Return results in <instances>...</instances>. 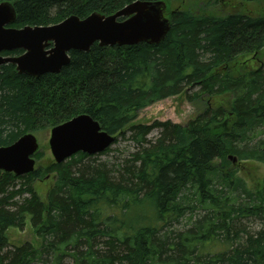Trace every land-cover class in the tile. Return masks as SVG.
<instances>
[{
	"label": "trees",
	"instance_id": "16d2710c",
	"mask_svg": "<svg viewBox=\"0 0 264 264\" xmlns=\"http://www.w3.org/2000/svg\"><path fill=\"white\" fill-rule=\"evenodd\" d=\"M136 1L167 5L170 29L159 44H94L88 53L70 52L58 74L39 78L0 68V147L82 114L108 135L128 130L140 147L119 170L78 153L22 177L0 172V264H264V192L248 189L228 160L264 166V0H237L250 11L227 14L218 0L0 3L12 4L11 27L21 29L108 16ZM244 56L257 65L239 66ZM176 96L203 99L205 109L185 126L133 124L138 111ZM154 129L159 138L145 148ZM46 179L40 197L33 186ZM25 192L30 199L13 201ZM185 217L186 229L175 230ZM27 218L40 247H10L6 231ZM248 218L260 222L251 235L240 227Z\"/></svg>",
	"mask_w": 264,
	"mask_h": 264
},
{
	"label": "water",
	"instance_id": "95a60500",
	"mask_svg": "<svg viewBox=\"0 0 264 264\" xmlns=\"http://www.w3.org/2000/svg\"><path fill=\"white\" fill-rule=\"evenodd\" d=\"M164 10L162 2L137 1L111 16L92 13L85 19L70 16L49 27L14 29L8 27L15 20L13 7L7 2L0 3V53L23 52L12 58L0 56V67L10 63L18 75L39 78L58 74L69 63V52L87 53L94 44L99 47L157 45L170 29ZM113 141L96 121L82 114L53 127L48 144L52 157L60 164L76 153L88 156L103 153ZM37 149L36 139L30 133L8 147H0V171L17 177L33 172V155ZM232 161L236 163L235 159Z\"/></svg>",
	"mask_w": 264,
	"mask_h": 264
},
{
	"label": "rangeland",
	"instance_id": "374dc122",
	"mask_svg": "<svg viewBox=\"0 0 264 264\" xmlns=\"http://www.w3.org/2000/svg\"><path fill=\"white\" fill-rule=\"evenodd\" d=\"M178 1L183 2L184 0H175L173 1V5L177 6ZM193 1V0H192ZM201 1L203 0H194ZM219 1V0H218ZM187 2V1H186ZM222 3L224 5H222ZM200 4V3H199ZM235 7L237 11H241V9H245L250 11V8L246 6L245 8L239 5L237 0H220V3L217 6V10L220 13L227 14L228 12H232ZM264 7V6H262ZM258 11L260 10V6H258ZM258 58L252 56H244L239 60V64L241 63V67H246L253 69L257 65ZM189 92V90H188ZM195 92V90L191 91V93ZM224 101V100H222ZM215 102L217 100H210V107L215 108ZM225 102V101H224ZM228 104V102H227ZM205 109V100L201 99V101L197 102H189L184 98V96H176L164 99L159 101L151 106L138 111L135 114L133 124L138 125H147L151 126L153 123H163L169 122L171 124H178L181 126H185L188 122L193 120L198 114H200ZM160 129H154L151 133L146 137L145 148H148L155 142L157 138H159ZM36 137L39 144V151L41 153L42 158L39 161H36L37 165H42L44 162L48 161V164H54V160L50 154L48 147V139H49V130L41 131L33 133ZM125 136L120 138L116 136V140L114 144L108 149V152L104 155H94L90 156L92 163L101 164L106 166L109 169L119 170L121 165H125L127 161L131 159V156L139 151V146H136L131 136L132 134L125 130ZM138 147V148H137ZM86 162V161H85ZM236 163L234 165H238ZM241 166V168H240ZM240 166H236V168L232 169L236 171V177L243 179L247 185V188L253 192H257L259 190L262 191V187L264 185V166L255 163V162H245L241 163ZM21 182H15L14 185L17 188L20 187ZM50 185V179H46V181L36 182L33 186L35 192L39 193L40 197L44 196V193L47 189V186ZM10 189H8L9 191ZM29 193L25 192L22 196L14 198L13 201H18V204H21L23 199H30ZM152 214V213H151ZM187 217L183 220H180V224L173 226L175 230L183 231L186 229ZM241 229H243L246 233L250 235L256 233L260 230V222L256 219L248 218L246 220H242L240 223ZM7 242L10 247H16L24 244H30L33 248L38 249L41 245V241L37 236H35L33 228L30 224L29 218L26 219L25 225L23 228H10L6 231ZM236 243V242H235ZM103 248L102 244L98 243V246ZM237 244H234L236 246ZM9 247V249H10ZM99 247V248H100ZM98 248V249H99Z\"/></svg>",
	"mask_w": 264,
	"mask_h": 264
},
{
	"label": "bare ground",
	"instance_id": "6f19581e",
	"mask_svg": "<svg viewBox=\"0 0 264 264\" xmlns=\"http://www.w3.org/2000/svg\"><path fill=\"white\" fill-rule=\"evenodd\" d=\"M137 2V1H136ZM8 3V2H7ZM163 4H164V6H165V10L163 11V13H164V15H165V17L167 18V14H166V12H167V10H166V4L164 3V2H162ZM11 6H12V4L11 3H9ZM13 7V6H12ZM13 10H14V8H13ZM15 12V11H14ZM90 16V15H89ZM87 18V17H86ZM15 19H16V17H15ZM168 19V18H167ZM64 21V20H63ZM14 22H15V20H14ZM13 22V23H14ZM12 23V24H13ZM61 23V22H60ZM11 24V25H12ZM47 27H49V26H47ZM24 28V27H23ZM169 28H170V24H169ZM16 29V28H15ZM167 35V34H166ZM165 38V37H164ZM164 40V39H163ZM162 40V41H163ZM161 41V42H162ZM72 52V51H71ZM70 53V52H69ZM67 57H68V60H69V62H70V57H69V54L67 55ZM69 64V63H68ZM189 90V89H188ZM79 116V115H78ZM99 125V124H98ZM100 127V126H99ZM25 135V134H24ZM23 136V135H22ZM111 138H113L114 139V141L112 142V144L110 145V147L114 144V142H115V140H116V136H111V135H109ZM21 137V136H20ZM35 137V136H34ZM35 139H36V137H35ZM36 142H37V145H38V149H37V151L34 153V155L33 156H35L37 153H38V151H39V144H38V141H37V139H36ZM13 144V143H12ZM11 144V145H12ZM10 146V145H9ZM5 147H8V146H5ZM48 147H49V144H48ZM76 154H78V153H76ZM76 154H73L72 156H74V155H76ZM72 156H70V157H68L67 159H65L63 162H65L66 160H68L69 158H71ZM53 158V157H52ZM229 159H231V160H233L234 158H229ZM53 160H54V158H53ZM62 162V163H63ZM54 163L55 164H57L56 162H55V160H54ZM61 164V163H60ZM262 191L264 192V190L262 189Z\"/></svg>",
	"mask_w": 264,
	"mask_h": 264
}]
</instances>
